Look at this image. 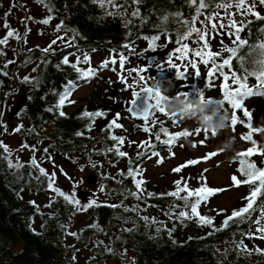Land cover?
Returning a JSON list of instances; mask_svg holds the SVG:
<instances>
[{"label":"trees","instance_id":"16d2710c","mask_svg":"<svg viewBox=\"0 0 264 264\" xmlns=\"http://www.w3.org/2000/svg\"><path fill=\"white\" fill-rule=\"evenodd\" d=\"M35 1L37 2V0ZM104 3L105 7H101L99 2L93 3L92 0H50L52 12L50 13L45 8L48 13L47 17L52 16L50 20L52 32L64 36L65 31L71 29V31H67L65 37V40H70L73 31H75L78 34L74 46L68 47L64 42H61L58 46L52 47L50 53L45 54L41 50L46 47H23L18 42L12 57L6 59V62H15L8 64L7 68L0 65V69L7 73L6 76L0 75V105H2V121L7 125V129L15 124L22 123L24 125V128L19 132L21 136L27 138L23 144L33 146V143L41 139L43 148L48 149L51 157L57 159L60 155L61 158L71 159V162L75 161L74 164L80 163L82 159H84V163H89V156H91V161L97 165L96 172L101 176L102 182L104 181V191L108 197L97 201V204L101 205L99 207L94 206L87 211L74 212L73 207L68 205L62 197L56 196L54 192L47 189L46 177L41 176L36 169L29 165L33 156L30 149L22 148L19 151L8 149L12 153L13 163L19 158L24 167L19 170L10 169L7 160L0 158V264H133V261L134 264H264V239L260 238V234L256 232V225L252 223L259 217V211L252 214L251 220L239 223L234 222L238 218H233L226 228H222L223 221L226 217L231 216L233 210H239L247 204L245 197L250 195L248 185L241 184L243 190L235 206L225 208L214 206L213 201L223 195L228 187L211 186L208 179L201 180L203 172L191 174L189 177H182V179L177 178L174 181L180 180L181 187L186 183L190 190L192 189L191 181H194L192 190L202 186L223 189V191H218L210 196L207 202L202 203L198 209L201 215L213 218L211 226H200L195 219L184 220L181 223L175 216L168 215L170 211L178 214L184 210L182 200L167 195V193L176 190L174 182L167 189H152L143 175H138L137 179L145 181L142 185L144 192L140 193L142 199L138 200L130 195L131 192H137V189L133 178L127 175L129 160L132 161L133 169L140 167L142 161L137 160V155L120 158L114 152L103 154L115 144V141L108 138L109 132L102 130L106 129V126L117 114L114 104L118 97L117 91L121 88L120 82L116 81L109 94L103 96L106 98L104 103L91 102L71 111V106L76 104V101L73 100L76 89L71 96V100L75 103L63 108L66 117H59L55 112L47 111L49 107L57 103L58 94L63 91L66 82L75 80L77 77V73L67 65L62 66L60 70L55 67L63 56L75 53V55H69L70 62H75L77 55L82 58L84 52L88 54L100 52L113 56L116 54L111 50L115 49L116 53L123 52L127 58L136 57L138 53L150 52L152 50H148V42L143 37L156 34L153 26L160 23L159 17L169 14L167 23L169 33H174L176 30L183 31L184 29L179 23L173 22L174 18L171 14L181 13L184 19L191 22L196 7L195 5L190 7L186 0H139L137 4H133L132 0H114L115 8L107 0H104ZM135 8L139 9L140 17L131 16V12ZM111 11H118L123 15H106ZM207 11L209 9L202 10L204 13ZM254 13L264 17V7ZM141 18H146L143 24L140 23ZM175 19L178 20L180 17ZM203 19L204 16L201 15L195 26L201 27L199 21ZM62 22L64 28L57 32L56 26ZM241 22L244 23L243 31L240 33L242 38H246L249 43H264V35L259 33V29L264 28V19H257L255 15L249 14L237 23V27L241 25ZM174 40V35L168 41L162 35L161 39L156 42L157 49L175 45ZM130 42L132 48L135 49V54L131 49L123 47ZM235 46L233 43L229 47ZM0 49L2 48L0 47ZM237 55L245 62L251 58L247 48L241 49ZM256 55L254 50L252 56ZM221 56L228 58L229 54L224 52ZM116 59L117 64H110L108 68L115 67L116 71H112L114 73H117V66H119L118 55H116ZM1 60H3V55H0ZM25 60H29V63L25 64ZM193 62L197 65L195 69L185 66V64H178L185 71L183 79L177 76L176 68L167 66L165 60L159 67L145 65L144 68L148 71L144 75L152 77L153 79L150 81H157L163 87L174 83L179 84V90L176 93H187V98L192 102L200 98V93L203 92L210 97L214 102L213 105L224 115V108L229 105L221 106L218 103L222 100L223 95L221 78H214L212 87L208 88L209 66L202 63L197 64V61ZM99 65L100 63L94 64L91 59V67L98 69ZM133 65H125L124 71L140 68L139 65ZM237 65V59L233 58L232 71H237L240 74ZM245 66L246 64L241 65V67ZM81 67L87 68L89 65H81ZM196 71H199L200 74L197 75ZM100 72L98 71L92 80L99 78ZM132 75L134 76V73ZM25 76L37 78L39 84L22 83L21 79ZM246 83L248 87L255 89L259 81L255 76L249 75ZM17 84L27 86L29 88L27 95L32 99L28 100L25 112L9 119L8 101ZM83 84L81 82V85ZM251 98H259L264 101V98L260 96H252L248 99ZM245 107L253 117L254 110L246 106V101ZM85 109L90 112L101 110L106 113V116L96 118L91 131L86 127L90 123V119L80 118ZM235 111L238 116H241V119H244L241 115L242 110ZM179 117L183 116L176 115L175 120L177 121ZM157 119L165 122L170 133L183 132V130L173 131L171 129L173 125L163 115ZM118 123L122 125L120 120ZM239 127L247 129L245 124L237 123L235 130ZM28 129H34V131L29 132ZM224 129L233 131L228 121ZM157 130L158 125L153 133ZM77 132L83 134L77 136ZM208 132L216 134L215 131L208 130ZM5 134L4 129L0 128V141L7 146ZM113 134L126 139L128 130L122 125L121 129H114ZM148 140L155 143L156 148L160 145L155 141L154 135H149ZM121 150L127 153L126 141ZM0 153H3L2 147H0ZM43 159L48 160L45 153ZM240 159L238 156L239 167ZM247 159L249 162H254L256 167L264 168V155L261 156L257 152ZM121 162H123V168L112 172V169ZM41 167L50 173L43 162H41ZM238 175L239 179H244L239 171ZM97 178L100 180L99 177ZM33 190L36 191V194H33ZM48 191L51 192L52 200L49 198L47 202H42L41 199H38V195ZM147 193L155 195L148 196ZM180 195L183 196L186 193L182 192ZM262 200H264V196H259L254 207H257ZM30 201H35V205ZM87 202L81 201V205ZM49 204H51L50 207L46 206ZM108 205L121 206L109 207ZM124 207L130 209L136 207L137 210L126 212ZM81 212L84 213L81 218L82 222L79 223L78 228H74L72 224L77 223V217L81 216ZM143 216L155 218L157 223L146 224L141 219ZM261 223L264 224V220H261ZM30 224L37 234L29 229ZM93 224H97L98 227H90ZM157 228L161 229L159 233L156 231ZM221 228L220 231H214V229ZM123 229L134 230L128 232ZM168 230H173L171 237ZM68 232L77 233V237L68 235ZM248 233L253 234L251 238L246 235ZM242 239L248 252L241 251L238 255L236 245ZM109 248L112 249L111 252L107 250ZM125 249L127 250L126 254ZM256 249L261 251L258 253ZM226 250L227 254L225 255Z\"/></svg>","mask_w":264,"mask_h":264},{"label":"snow or ice","instance_id":"6c2138e0","mask_svg":"<svg viewBox=\"0 0 264 264\" xmlns=\"http://www.w3.org/2000/svg\"><path fill=\"white\" fill-rule=\"evenodd\" d=\"M38 3L42 4L44 7L48 9V11L52 12V7L50 5V0H37ZM93 3L99 2L101 7H105L104 0H92ZM109 4H114V0H107ZM133 4L139 3V0H132ZM186 3L189 4V6L195 5V11L192 16L191 22L189 20L184 19L182 17L181 13H173L171 14L173 16V22L179 23L183 27V31L176 30L174 33H169L167 29V23L169 19V14H165L163 17H159L160 23L157 25H154V29L156 30V34L152 36H144L143 39L148 42L149 49L155 51L157 50V43L161 36L163 35L168 41L172 35L175 36V40L173 43L177 45L175 52L171 53V57L167 61L168 67H174L177 69V76L181 79L184 78L185 71L181 69V67L178 66L179 61L183 60L185 63V66H189L193 69L197 67L196 63L193 62V60L199 61L204 65L209 66L208 71V88L212 87L214 83V78L220 77L222 80V89H223V95L222 100L218 103L221 104V106H224L225 104L229 105V107L224 108V116L226 120L231 124V127L233 131H235V127L237 123H243L245 124V127L250 128L251 132H261L264 131V129L260 128H252L251 125V112L245 107V101L246 99L252 97V96H260L261 98H264V43H249L246 38H242L240 33L243 31L244 23L241 22V25L237 27L236 21L232 20L231 23H225L226 16L230 19L232 14H228L227 10L233 6L237 9L238 13L242 16L253 14L256 16L257 19H264V17H260L258 13H254V7L257 3L260 5H264V0H251V3H249V0H186ZM15 7V5H13ZM204 9H209L206 13L202 12ZM223 9L225 12V16L219 15L220 10ZM11 12L5 13V16L10 15ZM106 15L108 16H115V15H123L122 13H119L118 11H111L107 12ZM203 15L204 19L200 20L199 23L201 27H196L195 24L198 20V18ZM131 16L133 17H140V11L138 8H135L131 12ZM176 17H180V19H175ZM33 19L32 17H26L22 23L25 24L26 31H30V29L27 28V21ZM52 19V16H48L47 18H44L43 20L38 21V23L42 24H49L50 20ZM146 18H141L140 23L143 24L145 22ZM128 23H131V21H128ZM163 25V27H162ZM228 28V35H231L234 37V44L235 47H228L224 51L229 54L228 58H223L219 52H212L208 48L209 40L211 39V36L213 33H216L218 29H224ZM4 28L8 29L5 37L0 38V46H7L9 38L15 39L17 41L24 40L26 43V36H21L18 30L11 29L7 20L4 22ZM64 28L63 22L61 24H58L56 26V31L59 32L61 29ZM67 31H71V29H68L65 31L64 36H58L57 39H54L51 41V43L48 45L47 48L42 49L45 54L50 53L52 50V45L57 44L58 40L64 42L65 46L72 47L74 46V42L76 39V33L73 31V36L70 40H65V37L67 35ZM259 33L264 35V28L259 29ZM194 40L197 44L201 45L200 47L196 49H191L189 47V41ZM125 49H131L133 54H135V49L132 48L131 42L128 44L123 45ZM247 48L249 50V56L251 57L249 61L245 62L240 59V57L237 55V53L243 49ZM257 53L256 56H252V53ZM95 51V49H93ZM114 54L119 56V65L121 69L125 68V64L128 60V58L124 55L123 52L116 53V50H111ZM178 54V55H177ZM0 55H6V53L0 49ZM69 55H75V53H70ZM69 55L63 56L60 63L57 64L55 67L60 70L62 66L67 65L71 67L76 73L77 77L75 80H68L64 86V89L62 92L58 94L59 98L55 105L49 107L47 109L48 112H55L56 115L59 117H66V113L63 111V108L66 105L74 104L75 101L71 100V96L73 92L78 89L81 86V82L83 83H90L91 80L96 77L98 71H102L109 68V65H116L117 59L116 55H113L109 59H105L102 61L99 65V68H93L90 66L91 64V56L84 52L83 56L81 58L80 55H77L75 62H70ZM142 55V54H141ZM236 58L238 62V69L240 74L237 73V71H232V59ZM219 60V62H217ZM15 61H7L4 65V68H7L8 64L14 63ZM47 62V61H45ZM25 64L29 63V60L24 61ZM245 67H241V65H245ZM81 65H89L87 68H82ZM225 69H228V71H225ZM112 71H116L115 67L111 69ZM33 71H36V69H33ZM148 70L144 67H141L139 69L132 68L127 70L128 76H131L132 73H136L135 78V84H129L128 78L123 74L119 73V78L122 84H126L129 89H138L133 91V96L139 97L142 93H148L149 99L151 101H154V103H148L143 110L133 112L130 108L128 109V112L131 114L132 117H135L139 120H142L144 122V125L142 127V131L144 133L149 134L150 136H155V141L159 144L163 145L170 153L172 152V149L176 146V144L179 142L180 138L183 136L191 135L188 131L183 132H176L174 134L169 132L168 127L165 126V122L162 120L157 119V114L163 115L166 120L170 121L173 126L181 127L179 123L175 120L176 115H170L167 110L162 106L161 101L165 98L162 93L154 90L150 85L149 81L153 78L150 76L144 75ZM196 74L199 75V71H196ZM0 75H7L6 72L3 71V69H0ZM249 75H253L256 77V79L259 81L258 86L253 89L248 87L246 81L249 77ZM22 83L26 84H35L38 85L39 81L35 77L25 76L21 79ZM111 83V81H109ZM13 92H18V90H13ZM180 94H183L187 97V93L182 92ZM200 98L203 100L204 93H200ZM26 99L31 100V96L26 97ZM134 104L135 102L132 101ZM209 103H214L211 99L209 100ZM235 110H242V117L244 119H241V116H238ZM26 111V106H23L17 114L20 115L23 112ZM230 112V115H229ZM2 105H0V128H3L4 131H7V125L3 123L2 121ZM106 116V113L101 110H97L95 112H90L87 109H85L80 118H89L90 123L86 125L87 129L91 131L93 124L95 123V120L97 117H104ZM183 119V117H181ZM120 119V114L117 113L115 117L109 122V124L106 126V129H103L102 131H108L109 132V139L115 141V144L109 147L105 153L107 154L109 152H114L117 157L123 158L127 156L128 154L125 151H122L121 148L125 143V137L123 136H117L113 134L114 129H121L122 125L118 123V120ZM158 130L153 133L152 129L157 127ZM24 128V125L18 124L13 129V134L19 133ZM27 131L33 132L34 129H28ZM201 131L204 133H207V129H196L195 135L198 136ZM215 130H213L214 132ZM83 133L77 132V136H81ZM165 137L162 139L161 137ZM242 139L250 140L252 141L253 145L256 144L254 140H252L251 133H249L246 136H243ZM132 143V142H129ZM203 143V142H201ZM196 145L194 144L193 147ZM0 147L3 148V153H0V158H4L7 160V165L10 169L15 168L19 170L20 168L24 167V164H22L19 161V158H17L16 162L13 163L11 159L12 153L8 150V147L6 145H3V142L0 141ZM22 148L24 149H30L33 153L36 152V147L29 146L27 144H22ZM138 148L142 151L137 152V160H140L141 158H145L150 160L153 157H160V152L156 148V144L153 143L151 140L141 142L138 145ZM44 153L46 154V158L49 162H51L52 158L51 155L48 153V149H44ZM257 153V149L255 147L247 149L245 152L238 153V156L240 159V167L238 171L240 174L244 177V179H238L236 175H233L231 177V180L235 186H239L241 184L248 185L250 188V195L248 197H245L247 200V204L240 208L239 210H233L231 216H228L225 218L222 224V228H226L229 225V221L233 220V218H238L237 221L239 223H244L248 220H251L252 214L254 212L259 211V217L252 221L253 224L256 225V232L260 234V238L264 239V224L261 223V220H264V200L260 202V204L257 207H254V203L256 202L257 198L259 196H264V168H258L256 167L254 162H249L247 158L251 157L253 154ZM6 154V155H4ZM218 153H209L207 154L206 158L208 157H214ZM259 154L264 155V151H260ZM75 163V161H73ZM198 161L196 160H189L187 164L195 165ZM163 163V158L160 157L157 160V164ZM29 165L36 169L38 173L41 176L46 177L47 179V189L51 192H54L56 196L62 197L64 201L73 207L74 212H80V211H87L89 208H92L94 206L99 207L101 205L97 204L96 199H90L87 203H84L81 205V200L76 197V194L73 192L71 194H67L64 191H62L59 187L56 186V173H48L47 170L43 167H41V162L37 161L35 155H33L29 161ZM89 166L95 168L97 165L91 161V156H89ZM181 167H177L173 169L175 173L181 172ZM81 171H83V166H81ZM61 172H63V169H60ZM143 169L141 167H136L133 169L132 167V161L129 160V168L127 175L133 178L134 185L137 189V192H131L130 195L134 196L136 199H142V196L140 193L144 192V189L142 188V185L145 183L143 179H137L136 177L138 175H142ZM66 176L67 174L64 173ZM38 179V177H37ZM79 183V182H78ZM176 185V190L173 192L167 193V195L172 196L178 200H182L184 204V210H181L178 214L174 211H170L168 215L170 217L175 216L177 220H179L181 223H183L184 220H192L195 219L198 225L204 226L208 225L211 226L213 224V218L201 215L198 211L200 205L202 203L207 202L208 198L215 194L218 191H223V189H213L211 187L202 186L195 190L188 189L187 184L185 183L183 187H181V181L178 180L174 182ZM76 187V184L73 185ZM100 191L104 192V186H100ZM184 192L186 195L181 196L180 194ZM148 196L155 195L153 193H147ZM22 198V197H21ZM127 198V197H125ZM194 198V199H193ZM50 200L52 198L50 197ZM33 205H35V201H30ZM48 207L51 206V204L46 205ZM109 207H120L121 205H108ZM138 207V206H137ZM175 207V206H174ZM136 207L128 208L124 207V211H136ZM139 214V213H137ZM145 221L146 224H156L157 221L155 218H149L147 216L141 217ZM90 227L97 228V224H93ZM221 229H214V231H220ZM29 229L34 233L35 229L31 228V224L29 225ZM134 229H123V231L131 232ZM157 233L161 231L160 228L156 229ZM173 230H168L169 236L171 237V232ZM68 235L77 237V233L75 232H68ZM211 234V233H210ZM249 238L252 237V233L246 234ZM191 239V238H190ZM175 242V241H173ZM103 243V242H100ZM109 252L112 251L111 248L107 249ZM236 250L238 252V255L241 251L248 252L246 246L243 244V239L237 243ZM125 249V254H126ZM256 251L259 253L261 250L256 249ZM227 254V250L224 253ZM250 254V253H248ZM134 264V261H133Z\"/></svg>","mask_w":264,"mask_h":264},{"label":"rangeland","instance_id":"374dc122","mask_svg":"<svg viewBox=\"0 0 264 264\" xmlns=\"http://www.w3.org/2000/svg\"><path fill=\"white\" fill-rule=\"evenodd\" d=\"M249 3H251V0H249ZM13 5H15V7H13ZM263 7L264 5L257 3L253 11H258ZM8 12H11V14L5 16V13ZM227 12L232 15L230 19L226 16L224 21L226 24L231 23V21L234 20L237 25L239 21L248 16L240 15L235 6L229 8ZM47 14L46 8L35 0H0V38L5 37L8 31V29L4 28V22L7 20L10 28L18 30L21 36H26L27 40L25 43L24 40L17 41L9 38L7 46H0L6 53V55H3V60L0 61L1 66L4 67L6 59L12 57V53L15 51L18 42H20L23 47L40 46L47 48L52 40L57 39L59 35L52 32V26L50 23L47 25L38 23V21L47 18ZM219 15H226L223 9L220 10ZM26 17L33 18L27 21V28L30 29V31H26L25 24L22 23ZM228 31L229 29L226 27L224 29H218L216 33L212 34L208 43L210 51L223 54L225 52L224 50L234 43V37L228 35ZM61 42L62 41L58 40L57 44L52 45V47L58 46ZM188 43L191 49H196L201 46L194 40L189 41ZM176 47L177 46L175 45H170L168 48L171 49L172 52H175ZM145 54L146 53H138L136 57L128 58L125 65L134 64L133 66L139 65L140 68L148 64L152 65V62H149L146 59ZM89 55L91 56L94 64H99L105 59L112 57L100 52H93ZM168 60L169 59H166L165 61ZM200 63L201 62L197 61V64ZM179 64L185 63L183 60H180ZM119 73H123L128 78L129 84H135L136 73H134V76H128V72L121 69L120 65L117 66V73L112 72L111 69H105L100 72L99 78L91 80L90 83H84L77 89L73 96V100L76 101V104L72 105L70 109L73 111L76 108L91 102L104 103L106 98L103 96H107L109 94L116 81L120 82L121 88L117 91L118 97L115 100L114 107L115 112L120 114L119 120L122 122V125L128 130V136L125 141L128 145L127 154L129 157H132L137 155L138 151H142L138 148V145L141 142L147 141L149 139V134L144 133L142 130L134 132L135 126L144 125L143 121L134 120L128 113V105L132 99L133 91L136 89H129L126 84H122L118 75ZM109 81H111V83H109ZM171 85H174L173 94L179 95V93H176L179 90V84L174 83ZM169 86L170 85L167 87ZM184 86L186 87V84H184ZM15 90H18V92H11L10 94L7 109L8 114L10 108L16 103L18 98L21 95L27 94L29 88L27 86L17 84V86H15ZM246 106L254 110V115L251 120L252 128L264 129V101L259 98H251L246 100ZM157 117H160V114H157ZM177 122L181 127L173 126L171 128L173 131L186 130L191 133V135L181 137L179 142L172 149L171 153L160 144L157 147V150L160 152V157L163 158V163H160L159 165L157 164V160L160 157H153L150 160L141 158L139 161H142L140 167L143 169L142 175L144 179L152 187V189L163 190L169 188L177 178L182 179V177L185 178L189 177L191 174L203 172L201 180L204 181L208 179L211 186L228 187V190L223 195L213 201V205L225 208L235 206L243 190L240 185L235 186L231 180L233 175H236L239 179V161L237 160L238 153L253 147L257 149L258 154L260 151H264V131L251 132L250 128L245 129L243 127H239L235 131L223 129L218 135L208 131L207 133L201 131V133L196 136V129H203L197 126L196 121L193 118L183 116V119L179 117ZM16 126L17 124L7 129L5 134V141L10 151H19L22 149L21 145L26 141L25 139H27L21 136L20 133L13 134V129ZM154 130L155 128L152 129V131ZM249 133H251L252 140L256 142L255 145H253L250 140L242 139L243 136H246ZM229 139L235 141V154L232 151L225 152L222 150V145ZM33 144L37 146L36 152L33 153L37 161L43 162L50 173H56L57 187L70 194L74 192L77 198V193L82 189L91 192L96 201L104 200L108 197L105 191H100V186L104 183V181L102 182L101 176L96 172L95 168L89 166V163H84V159L80 160V163L74 164L71 162V159H67L65 157L61 158L59 155L57 159L51 157L52 160L49 162L48 160L43 159L44 148L41 139H38ZM194 144L196 145L195 147H193ZM213 152L218 154L214 157L206 158L207 154ZM126 157L127 156H125V158ZM189 160H196L198 162L195 165L187 164ZM81 166H83V171L80 170ZM180 166H183L181 167V172L175 173L173 169ZM121 168H123V162L118 163L117 166L112 169V172ZM60 169H63V172H61ZM64 173H66L67 176ZM97 177H99L100 180ZM81 180H83V183H81ZM92 180L97 181V184H93ZM74 184H76V187L73 186ZM193 184L194 181H191L190 187L192 189ZM33 194H36L35 190H33ZM50 194L51 192L49 191L44 192L43 194L38 195V199H41L42 202H47L52 196ZM80 215L81 216L77 217V223L72 224L74 228H78L79 223L82 222L81 218L84 213L81 212Z\"/></svg>","mask_w":264,"mask_h":264},{"label":"clouds","instance_id":"9594fccd","mask_svg":"<svg viewBox=\"0 0 264 264\" xmlns=\"http://www.w3.org/2000/svg\"><path fill=\"white\" fill-rule=\"evenodd\" d=\"M148 83L154 90L163 94L165 98L161 101V104L170 115L193 118L198 127L209 131L215 130L217 135L226 127L227 120L225 116L221 114L213 103H209L210 97L206 94H204L203 100L198 98L195 102H192L183 94H173L174 85L165 88L154 80ZM222 150L225 152L232 151L235 154V141L231 139L225 141L222 145ZM81 183H83V180H81Z\"/></svg>","mask_w":264,"mask_h":264},{"label":"water","instance_id":"95a60500","mask_svg":"<svg viewBox=\"0 0 264 264\" xmlns=\"http://www.w3.org/2000/svg\"><path fill=\"white\" fill-rule=\"evenodd\" d=\"M171 53H172V50L169 49L168 47H165V48H159L155 51L147 52L145 54V57L149 62H152L153 67H159L160 65H162L164 60L169 59L171 57ZM26 97H28L27 94L21 95L16 101V103L10 108L9 117H8L9 119L17 116L18 115L17 113L20 112L21 108L27 105L28 99H26ZM132 101H134L135 103L133 104ZM148 103H154V101H151L149 99L148 93L146 92L142 93L139 97H135L132 95V99L128 105V109L130 108L133 112H137V111L143 110V108H145ZM132 118L136 121H142L135 117H132ZM142 127H143L142 125L135 126L134 132L140 131ZM92 182L93 184H97V181L95 180H92ZM77 195H78V198H80L82 201H88L93 198V194L91 192L85 191L83 189L80 190L77 193Z\"/></svg>","mask_w":264,"mask_h":264}]
</instances>
